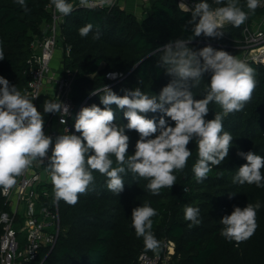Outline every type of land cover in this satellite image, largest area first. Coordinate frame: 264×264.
Masks as SVG:
<instances>
[{
	"label": "trees",
	"instance_id": "obj_1",
	"mask_svg": "<svg viewBox=\"0 0 264 264\" xmlns=\"http://www.w3.org/2000/svg\"><path fill=\"white\" fill-rule=\"evenodd\" d=\"M209 3L213 8L219 6L216 0H209ZM49 5L50 0H25L24 6L18 0H0V47L4 51L0 74L21 91L27 90L23 70L33 50L31 41L34 36L43 35L44 22L51 20ZM240 6L248 12L249 18L264 12V7L248 10L246 0H240ZM190 16L191 12L180 9L176 0H146L142 16L128 12L117 3L110 7H73L60 23L62 39L57 45L70 46L67 55L62 51L61 63L75 71L72 102L78 105L86 98L84 105L99 104V95L90 94V91L103 83L109 84L118 94L137 84L150 95L158 93L170 76L159 67L152 53L176 36H190ZM88 22L93 28L86 36H81L79 28ZM243 23L238 26L227 23L224 35L219 38L203 34L193 36L190 46L199 48L212 44L237 56L241 51ZM97 30L100 36L94 38ZM246 63L254 69L255 86L242 109L223 117V130L232 134L233 141L228 155L219 165L212 166L208 175L197 182L192 170L197 146L190 140L187 147L191 155L184 168L173 170L176 182L155 194L145 188L149 178L130 170L121 174L124 188L116 194L107 187V177L92 169L94 181L85 192L78 194L74 204L63 199L56 201L59 216L56 241L47 255L50 247L42 248L37 261L46 255L41 264H137L141 251L162 253L164 241L171 240L173 252L168 258L169 264H264V186L232 180L236 168L245 162L238 150L252 149L264 155V64ZM110 71H121L125 76L110 79L105 75ZM207 78L206 73L193 86L194 95H203ZM112 107L117 123H126L122 112L115 105ZM221 110L219 104L211 101L206 118H212L215 111ZM126 131L130 137L128 151L132 152L138 133L134 129ZM261 171L264 172V168ZM44 186L53 190L51 183ZM256 200L261 202V207L256 212V228L252 235L240 241L222 236L219 218L230 213L233 205L243 207ZM41 202L53 206L52 197L42 198ZM145 202L157 209L152 217V231L158 240L154 249L145 246L131 223L132 208ZM186 204L199 207V224L189 226L191 222L184 217ZM1 208L8 209L0 192Z\"/></svg>",
	"mask_w": 264,
	"mask_h": 264
},
{
	"label": "clouds",
	"instance_id": "obj_2",
	"mask_svg": "<svg viewBox=\"0 0 264 264\" xmlns=\"http://www.w3.org/2000/svg\"><path fill=\"white\" fill-rule=\"evenodd\" d=\"M211 7L209 0H194L185 12H191L188 24L192 34L176 36L159 45L152 53L156 63L170 76L158 93L150 95L136 87H126L118 94L109 84L91 89L98 94L100 103L82 105L74 114L70 131L65 120L72 116L70 106L61 99L46 98L43 112L37 108L27 90L21 91L6 76L0 74V191H7L16 176L34 161H46L53 185V200L63 199L74 204L78 194L85 192L94 181L92 169L103 173L107 187L114 193L124 188L121 175L131 171L149 178L145 188L158 193L162 187L170 188L176 182L174 169H183L191 149L190 140L197 146V158L192 164L193 174L199 182L212 166L219 165L228 155L232 134L223 130V117L244 107L255 86L254 69L233 53L204 44L194 48L189 41L193 36L217 37L223 35L225 23L238 26L248 16L240 0H225ZM261 0H246L248 10H254ZM21 6L25 0H18ZM59 14L73 9V0H50ZM93 28L91 22L79 28L86 36ZM99 38L100 32L93 33ZM4 58L0 47V59ZM208 74L203 95H194L193 86ZM105 75L115 78L118 73ZM215 101L221 111L206 118L209 103ZM102 105V106H101ZM122 112L126 123H117L115 109ZM43 113L59 115L64 127L55 136L44 131ZM152 113V115H148ZM138 133L134 151L129 152V134ZM127 154V155H126ZM244 157L232 177L234 183H255L264 186V155L249 149L238 150ZM115 157V162L113 161ZM232 192H229L231 195ZM261 202H247L243 207L233 205L230 213L219 220L220 234L229 240L240 241L252 235L256 228V212ZM157 209L145 202L131 210V223L135 234L142 237L147 248H156L158 240L152 231ZM184 217L193 224L201 222L198 206L186 204Z\"/></svg>",
	"mask_w": 264,
	"mask_h": 264
},
{
	"label": "built area",
	"instance_id": "obj_3",
	"mask_svg": "<svg viewBox=\"0 0 264 264\" xmlns=\"http://www.w3.org/2000/svg\"><path fill=\"white\" fill-rule=\"evenodd\" d=\"M118 0H80L73 7H110ZM146 5V0H140ZM180 9L191 6L194 0H176ZM257 7H264V0ZM51 20L44 22L42 36H34L31 41L33 48L27 64L23 70L27 77V92L33 97V102L39 110L43 112V102L48 95L51 98L61 99L70 106L73 114L65 120V124L70 131L73 128L74 114L80 109L86 98L78 105L71 99V88L75 77V71L68 66L60 64V74L50 68L51 58L62 59V51L67 55L70 49L68 44L58 47L61 42L60 23L64 19V14H59L54 7L49 5ZM223 26V33L224 27ZM242 39L240 41L241 51L237 57L246 61L260 62L264 64V12L260 15L245 19L242 28ZM224 35V34H223ZM59 50V55L56 51ZM116 72L115 78L121 79L125 75L121 71ZM48 80L51 84L45 87ZM45 95L43 96V94ZM44 131L55 136L64 125L61 124L58 114L43 113ZM52 184L48 174L46 161H34L24 171L16 176L15 183L7 191H0L3 203L7 208L0 209V264H39L36 263L40 251L46 246H53L59 229V216L56 201L53 206L41 202L42 198H53V190L49 191L44 184ZM53 188V186H52ZM21 217L20 230H24V237L19 239L15 223ZM173 252V242L164 241V251L162 253L149 254L141 251L137 257V264H169L168 258Z\"/></svg>",
	"mask_w": 264,
	"mask_h": 264
},
{
	"label": "crops",
	"instance_id": "obj_4",
	"mask_svg": "<svg viewBox=\"0 0 264 264\" xmlns=\"http://www.w3.org/2000/svg\"><path fill=\"white\" fill-rule=\"evenodd\" d=\"M80 0H73V3H76ZM143 4L140 0H118L117 4L124 8L125 10H127L128 12H133L135 14H137L138 16H141L144 14V5L142 7L141 4ZM51 80H48L45 84V87L50 86L51 84ZM45 95V93L43 94V96Z\"/></svg>",
	"mask_w": 264,
	"mask_h": 264
},
{
	"label": "rangeland",
	"instance_id": "obj_5",
	"mask_svg": "<svg viewBox=\"0 0 264 264\" xmlns=\"http://www.w3.org/2000/svg\"><path fill=\"white\" fill-rule=\"evenodd\" d=\"M141 5L143 7V4H141ZM59 53H60V51L57 50L55 54L59 55ZM60 64H61L60 58H58L57 60L54 59V58H51L49 65H50V68L55 72V75H59L60 74ZM47 98H51V95H48ZM20 219H21V217L19 216L18 220L15 223V228L18 231L17 234H18L19 239L24 237V230H20V225H21ZM39 262L36 260V263H39Z\"/></svg>",
	"mask_w": 264,
	"mask_h": 264
},
{
	"label": "water",
	"instance_id": "obj_6",
	"mask_svg": "<svg viewBox=\"0 0 264 264\" xmlns=\"http://www.w3.org/2000/svg\"><path fill=\"white\" fill-rule=\"evenodd\" d=\"M135 66V65H134ZM133 68V67H132ZM53 246H51L48 250V252L46 253V255L49 253V251L52 249ZM46 255L40 260L39 264L42 263V261L45 259Z\"/></svg>",
	"mask_w": 264,
	"mask_h": 264
}]
</instances>
